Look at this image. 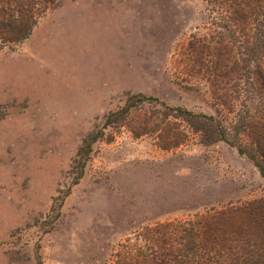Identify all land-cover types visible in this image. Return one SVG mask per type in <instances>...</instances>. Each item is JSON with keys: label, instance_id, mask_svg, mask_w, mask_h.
<instances>
[{"label": "rangeland", "instance_id": "rangeland-1", "mask_svg": "<svg viewBox=\"0 0 264 264\" xmlns=\"http://www.w3.org/2000/svg\"><path fill=\"white\" fill-rule=\"evenodd\" d=\"M222 23L212 0H53L0 47V264H113L145 226L264 202V177L225 141L189 132L162 149L103 125L133 94L225 126L244 115L219 109L189 48L203 39L208 66Z\"/></svg>", "mask_w": 264, "mask_h": 264}, {"label": "trees", "instance_id": "trees-1", "mask_svg": "<svg viewBox=\"0 0 264 264\" xmlns=\"http://www.w3.org/2000/svg\"><path fill=\"white\" fill-rule=\"evenodd\" d=\"M212 1L225 32H216L218 46L208 66L201 60L204 40L194 37L189 45L192 60L203 67L200 76L219 109L238 103L245 114L225 126L209 115L133 94L125 97L123 107L104 116L103 125L128 126L134 137L151 135L162 149L177 147L189 132L204 145L222 140L245 154L264 177V0ZM52 3L0 0V47L24 39ZM88 145L87 137L79 151ZM141 237L139 242L118 244L113 264H264V202L249 208H211L191 219L145 226Z\"/></svg>", "mask_w": 264, "mask_h": 264}]
</instances>
